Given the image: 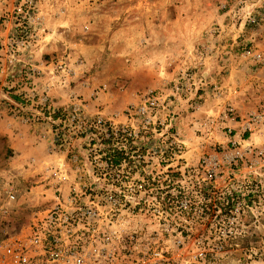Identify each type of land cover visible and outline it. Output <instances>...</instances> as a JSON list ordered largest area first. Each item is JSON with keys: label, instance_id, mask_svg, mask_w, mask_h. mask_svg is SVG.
<instances>
[{"label": "rangeland", "instance_id": "rangeland-1", "mask_svg": "<svg viewBox=\"0 0 264 264\" xmlns=\"http://www.w3.org/2000/svg\"><path fill=\"white\" fill-rule=\"evenodd\" d=\"M26 1L0 0V236L24 230L44 206L36 194L51 138L44 96L56 111L77 98L91 112H111L178 86L175 126L188 168L165 193L211 209L186 222L207 262L264 264V136L245 133L232 144L222 121L230 107L244 115L264 102V62L239 55L264 53V0H31L28 24H18L13 9ZM231 202L242 211L234 220ZM208 223L226 226L224 242L222 230H203Z\"/></svg>", "mask_w": 264, "mask_h": 264}, {"label": "built area", "instance_id": "built-area-1", "mask_svg": "<svg viewBox=\"0 0 264 264\" xmlns=\"http://www.w3.org/2000/svg\"><path fill=\"white\" fill-rule=\"evenodd\" d=\"M26 2L27 9L22 4L13 9L18 24L31 18V0ZM239 55L253 64L264 62V53L253 47ZM181 92L178 86L171 94L149 90L111 112H91L77 98L56 111L44 96L51 138L36 192L44 206L24 230L0 236V264H211L197 249L204 243L188 239L192 227L186 223L195 214L208 218L211 209L197 212L180 192L165 193L166 187L184 182L182 171L188 168L175 126ZM222 121L230 134L239 129L240 139L254 131L264 136V102L244 115L230 107ZM239 149L235 156L241 158ZM203 164L207 168L212 161ZM18 190L15 184L6 189L8 202L16 201ZM228 211L234 220L242 212L240 203L231 202ZM213 228L224 232V242L226 226L208 223L203 230ZM222 241L213 246L224 249Z\"/></svg>", "mask_w": 264, "mask_h": 264}, {"label": "crops", "instance_id": "crops-1", "mask_svg": "<svg viewBox=\"0 0 264 264\" xmlns=\"http://www.w3.org/2000/svg\"><path fill=\"white\" fill-rule=\"evenodd\" d=\"M229 124H230V122H229ZM235 126H236V125H233V128H235ZM236 127H237V126H236ZM235 130H236V131L234 132L235 134H231L230 136H227L229 140H237V139H236V136H237V135L239 136V134H238V133H239V129H236V128H235Z\"/></svg>", "mask_w": 264, "mask_h": 264}, {"label": "bare ground", "instance_id": "bare-ground-1", "mask_svg": "<svg viewBox=\"0 0 264 264\" xmlns=\"http://www.w3.org/2000/svg\"><path fill=\"white\" fill-rule=\"evenodd\" d=\"M255 133H257V132L254 131V132L252 133V135L255 134ZM252 135H251V137H252Z\"/></svg>", "mask_w": 264, "mask_h": 264}]
</instances>
